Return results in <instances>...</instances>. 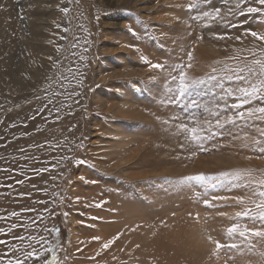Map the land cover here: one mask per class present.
I'll use <instances>...</instances> for the list:
<instances>
[{
    "label": "rangeland",
    "instance_id": "obj_1",
    "mask_svg": "<svg viewBox=\"0 0 264 264\" xmlns=\"http://www.w3.org/2000/svg\"><path fill=\"white\" fill-rule=\"evenodd\" d=\"M189 3L0 0V164L7 151L24 149L26 156L14 168L2 169L0 215L19 213V219L11 217L8 223H22L24 227L15 232L25 236L34 227L32 221L42 216L40 229L47 227L42 234L52 250L49 259L55 254L59 264H264L255 250L221 249L218 256L210 255L213 246L206 236L229 243L225 230L234 223L216 213L239 208H208L203 199L238 194L239 189L229 192L209 186V195L204 197L205 189L195 182L190 186L162 182L163 178L175 181L238 169L264 171L259 153L226 137L206 141L210 151L190 155V150L179 148L183 137L161 123L173 114L185 122L207 115L200 109L181 111L162 103L170 76L179 73L177 65L184 66L189 78L204 77L217 61L235 64L227 57L234 49L251 45V38L242 45L216 39L213 33L227 37L242 28L264 30L259 18L252 17L241 28L204 27L191 19L200 9L189 13ZM213 4L226 13L223 0H213ZM142 56L151 63H145ZM49 98L55 101L49 105L51 111L38 115ZM197 99L214 103L210 93ZM56 107L60 109L57 121ZM37 168L47 171L37 176L33 171ZM18 180L24 183L17 184ZM21 192L28 195L22 197ZM100 201L107 203L101 208L85 207ZM93 216L101 219L93 220ZM117 234L121 235L110 249L90 258L99 250L98 243H88L91 236L110 239ZM201 240L204 245H197ZM258 248L264 250V243ZM5 250L0 245V253Z\"/></svg>",
    "mask_w": 264,
    "mask_h": 264
},
{
    "label": "snow or ice",
    "instance_id": "obj_2",
    "mask_svg": "<svg viewBox=\"0 0 264 264\" xmlns=\"http://www.w3.org/2000/svg\"><path fill=\"white\" fill-rule=\"evenodd\" d=\"M227 9L226 13L220 6L213 4V0H191L186 10L191 13L200 9L197 15L191 19L197 23H202L204 27L211 28L214 24L222 25L225 28H241L248 23V18H259L261 24H264V0H223ZM203 6V7H201ZM67 11V9H62ZM244 17L243 20H231L229 17ZM59 27V25H57ZM191 27V25H189ZM129 31H132L129 29ZM135 34V33H133ZM216 39H229L240 42L242 45L245 40H249L251 47L245 46L241 49H234V54L227 57L228 60L235 61V64H226L223 61H217V66H212L209 74L201 78H189L183 65H177L178 75L170 76L167 98L162 101L165 105L173 108H179L181 111L189 108L200 109L207 115L203 119L192 118L190 121H182L178 115L173 114L167 119L161 120L164 125L183 137V142L179 143V148L190 150V155H195L197 151H210L205 146L206 141L214 140L217 137L229 138V142H239L240 146L257 152L260 155L257 158L264 159V30H253L251 27L242 28L239 34L216 35ZM200 39H203L201 36ZM145 63H151L146 57H141ZM189 60L192 54L188 53ZM49 59H52L49 57ZM56 63L55 61L53 62ZM152 68H162L160 64H151ZM188 68L192 65L189 63ZM81 86L82 83H81ZM203 89V91H202ZM211 94L213 104L201 103L197 97ZM53 95H57L53 93ZM39 99V96H37ZM231 101V103H229ZM222 102V103H221ZM55 102L49 98L37 110V114L51 111L49 105ZM59 107L55 108V118L59 120ZM35 119V116L32 117ZM160 120V117H157ZM43 147V145H37ZM21 151H24L21 149ZM179 159L180 157H175ZM190 158V157H189ZM251 159V157H247ZM39 176L47 169H33ZM164 183L176 184L181 186L200 185L205 189L203 196L208 197V187L213 189L217 186L227 188L229 192L239 189L238 194L231 195H212L211 199L204 198L203 203L208 208L237 207L239 210L229 213L227 211H218L219 217H226L234 221L231 226L226 228V235L231 242L221 243L220 240L208 235L207 242L213 247L210 249V255L218 256L221 249L242 252L247 249L249 252L257 251L261 258H264V250H259L258 245L264 243V171L253 169H238L221 172L216 176H206L204 174L184 176L178 180L172 181L163 178ZM17 184H23V180L16 181ZM36 185H33L35 188ZM20 196H27L28 193L21 192ZM201 194L197 193L199 197ZM77 200L80 197L76 198ZM214 201L224 202L215 204ZM107 201L99 203L86 204L85 207L101 208ZM25 211H35L34 209H25ZM67 216V213L64 214ZM191 215V214H190ZM39 216V213H37ZM198 216V214H197ZM20 218L16 211L8 215H0V220L8 221L9 218ZM93 220H99L101 217L93 216ZM40 220H33L34 227L28 230V235L15 232L16 229L24 227L22 223L13 222L8 226L7 231L0 227V245L5 247V251L0 253V264H59V258L55 254L48 258L52 250L46 246L47 239L42 234L48 231L45 226L40 229ZM142 225H136L141 227ZM135 231V228L131 229ZM119 235L112 238H105L99 235H93L88 243L96 242L99 244V250L95 256L96 259L103 251H107L119 239ZM237 238H239L237 240ZM14 241H19V244ZM85 243V241H81ZM39 245V247H37ZM139 247V245H137ZM81 249H78L80 251ZM115 259V257H114Z\"/></svg>",
    "mask_w": 264,
    "mask_h": 264
},
{
    "label": "bare ground",
    "instance_id": "obj_3",
    "mask_svg": "<svg viewBox=\"0 0 264 264\" xmlns=\"http://www.w3.org/2000/svg\"><path fill=\"white\" fill-rule=\"evenodd\" d=\"M12 10V9H11ZM10 11V10H9ZM2 28H3V26H1ZM18 27V26H17ZM1 33V32H0ZM2 38H4V36L2 37ZM5 40V39H4ZM3 41V40H2ZM3 43V42H2ZM10 45V44H9ZM8 45V46H9ZM248 46H251V45H248ZM5 48V47H4ZM9 53V52H8ZM4 57V56H3ZM8 60V59H7ZM5 67V66H4ZM16 72H17V70H16ZM18 74V73H17ZM16 74V78H17V75ZM21 77V76H20ZM12 80V79H11ZM23 80V79H22ZM13 81V80H12ZM11 82V81H10ZM12 83H14V82H12ZM18 83H20V82H18ZM66 83V82H65ZM11 84V83H10ZM18 85H20V84H18ZM63 85H65L64 83L62 84V86ZM12 86V85H11ZM21 86V85H20ZM61 86V87H62ZM71 86V85H70ZM69 86V87H70ZM64 87V86H63ZM13 89V88H12ZM61 91H62V89H61ZM73 93H75V91L73 92ZM62 94V93H61ZM60 95V94H59ZM66 95V94H65ZM71 99V98H70ZM74 99H75V97H74ZM16 100V99H15ZM10 101H14V98H13V96H11V98H10ZM73 101V100H72ZM18 102V101H17ZM55 102V101H54ZM66 104H68V102H66ZM1 106V105H0ZM13 107V106H12ZM50 107V106H49ZM60 107V106H59ZM63 107H64V101H63ZM51 108V107H50ZM61 108H62V106H61ZM68 108H69V106H68ZM53 110H54V108H52ZM66 109V108H65ZM72 109V108H71ZM71 109L69 110L70 112H72L71 111ZM3 110V108H1L0 107V113H1V111ZM62 111V110H61ZM64 111V110H63ZM42 115V114H41ZM43 115H45L46 116V113L45 114H43ZM2 117V116H1ZM53 117V116H52ZM7 118V117H6ZM54 118V117H53ZM52 118V119H53ZM55 119V118H54ZM4 120H6V119H4ZM57 121V120H56ZM0 122H1V119H0ZM47 122V121H46ZM5 123V122H4ZM38 124V123H37ZM43 124V123H42ZM48 124V123H47ZM11 125V124H10ZM9 125V126H10ZM13 125V124H12ZM29 125V124H28ZM25 126V125H24ZM27 126V125H26ZM25 126V127H26ZM45 126H46V124H45ZM11 127V126H10ZM41 127H43V125L41 126ZM40 126L38 127L39 129L41 128ZM37 128V129H38ZM45 128V127H44ZM5 129V128H4ZM11 129V128H10ZM13 129V128H12ZM36 129V130H37ZM66 129V128H65ZM20 130H21V128H20ZM40 130H42V129H40ZM7 130H5V132H6ZM17 131H18V129H17ZM43 131V130H42ZM2 132H3V126L2 125H0V133L2 134ZM4 132V133H5ZM22 132V131H21ZM33 132V131H32ZM66 132V131H65ZM3 133V134H4ZM68 133V132H67ZM22 135H23V133H21ZM28 134V133H27ZM69 134H71L70 132H69ZM15 135H18V134H15ZM25 135V134H24ZM5 136H6V133H5ZM2 137V136H1ZM4 137V136H3ZM18 137H21V136H18ZM65 137V136H64ZM67 138L68 139H70L68 136H67ZM5 139H7V138H5ZM14 139H16V137L14 138ZM2 140V139H1ZM22 140V139H21ZM6 141V140H5ZM3 142H4V140H3ZM8 142V141H7ZM61 143V142H60ZM9 144V143H8ZM2 145H4V144H2ZM63 145V144H62ZM70 145V144H69ZM63 147V146H62ZM69 147V146H68ZM2 149V148H1ZM24 150V149H23ZM60 150V149H59ZM68 150V149H67ZM35 151V150H34ZM54 151V150H53ZM36 152V151H35ZM25 152H22L21 150H17L16 152L15 151H7L6 153H3V154H5L6 156L4 157V159H3V162L0 164V174H1V172L3 173V175H4V170H2L3 168H5V170H8V167H10V168H14L15 166H17L18 165V160L20 159V160H22L23 159V157H24V154ZM26 158V156L24 157V159ZM13 170V169H12ZM7 171H5V174H6V177L9 179V175H10V173L9 172H7ZM0 178H1V175H0ZM51 178V177H50ZM35 179V178H34ZM39 181V180H38ZM37 182V181H36ZM36 184V183H35ZM34 184V185H35ZM29 186V185H28ZM41 186V185H40ZM38 187V186H37ZM36 187V188H37ZM35 189V188H34ZM45 190V189H44ZM38 191V190H37ZM8 194H10V193H8ZM3 199V198H2ZM46 199H48V198H46ZM34 201V200H33ZM40 201H41V199H40ZM46 201V200H45ZM3 202V201H2ZM1 202V203H2ZM44 202H42V204H43ZM43 206V205H42ZM11 210H12V208H11ZM1 211V210H0ZM40 211V210H39ZM1 212H3V211H1ZM0 212V213H1ZM33 214V213H32ZM37 214H35V216H36ZM20 223V222H19ZM7 224H8V226L10 225V223H8V221L7 222H5V223H3V224H1L0 223V227H6L5 229H6V231H7ZM21 233V232H20ZM196 240H198L197 238H196ZM196 242V241H195ZM200 243V245H204V241L203 240H201V241H199L198 243L196 242V244L198 245ZM208 243V242H207ZM207 245V244H206ZM207 247V246H206Z\"/></svg>",
    "mask_w": 264,
    "mask_h": 264
}]
</instances>
